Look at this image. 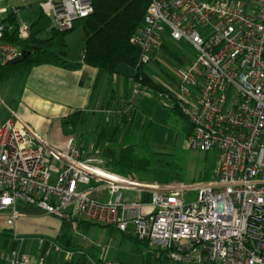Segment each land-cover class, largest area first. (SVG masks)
Here are the masks:
<instances>
[{"label":"built area","instance_id":"1","mask_svg":"<svg viewBox=\"0 0 264 264\" xmlns=\"http://www.w3.org/2000/svg\"><path fill=\"white\" fill-rule=\"evenodd\" d=\"M7 2L0 0V68L22 54L7 41ZM40 6L59 32L72 31L94 12L91 0ZM206 29L212 34L202 37ZM29 36L30 26L19 25V39ZM132 43L140 49L136 68H149L165 90L156 94L135 75L132 105L138 96L169 111L176 105L189 125L190 150L217 154L211 179L162 184L105 170L107 176L98 175L74 138L59 151L10 111L0 122L1 230H13L25 216L22 201L59 220L66 216L146 242L175 264H264V0H152ZM179 43L192 46L196 58ZM61 253V264H123L44 237L35 238L34 254L1 252L0 260L58 264L53 256Z\"/></svg>","mask_w":264,"mask_h":264},{"label":"trees","instance_id":"2","mask_svg":"<svg viewBox=\"0 0 264 264\" xmlns=\"http://www.w3.org/2000/svg\"><path fill=\"white\" fill-rule=\"evenodd\" d=\"M211 1V0H207ZM94 12L88 18L75 22L73 30L81 29L84 33L85 54L83 65L97 71L93 85L92 112L77 111L66 119L65 126L72 129L71 135L76 138V144L85 152L84 158L100 156L105 162V170L120 176L134 174L147 176L148 180L167 184L175 181L186 182V165L172 149L164 151L151 143L152 123L132 105L129 95L120 97L118 91L111 85L119 76L116 70L119 65L126 64L136 68L140 58V49L132 43V38L142 27L152 0H91ZM8 28L7 41L20 48L21 53H32L31 57L20 63H11L0 68V85L14 77L28 74L32 68L39 65H61L76 68L80 64L67 62L68 45L66 37L70 32H59L52 27V22L45 15L30 27L27 40L18 37L19 24L14 15L4 21ZM173 59L178 60L179 54L174 49L164 48ZM137 69V68H136ZM141 79L143 85L153 89L158 94L164 88L156 84L144 68L137 69L134 81ZM129 79H125L126 86ZM133 81V80H131ZM112 112L109 122L91 127L94 114ZM172 115L187 120L179 108L173 107ZM93 146V152L89 147ZM120 147L116 153V148ZM163 149V150H160ZM209 154V153H207ZM211 175L205 174L200 181H208ZM75 222L72 218L62 219V232L56 238L65 249L73 248L71 228ZM77 222V221H76ZM89 228L90 224L79 223ZM136 246L141 256L142 264H175L167 256L168 252L153 251L148 243L135 238L123 236Z\"/></svg>","mask_w":264,"mask_h":264},{"label":"crops","instance_id":"3","mask_svg":"<svg viewBox=\"0 0 264 264\" xmlns=\"http://www.w3.org/2000/svg\"><path fill=\"white\" fill-rule=\"evenodd\" d=\"M47 1L51 0H8L5 5L8 9L6 19L11 14L17 18L19 25L31 27L42 14L44 15L40 5ZM74 35L81 41L77 43V51H72L76 49L71 40ZM66 43L68 45L67 62L71 65H81L86 49L83 31L79 29L70 31L66 37ZM96 76L95 69L83 64L76 68L52 64L36 66L28 74L14 77L0 85V100L5 110L4 115L0 114V122L12 111L40 138L48 141L57 150L65 152L68 150L69 139L76 140L71 135L72 129L65 126L66 119L77 111L92 112L95 102L92 99L93 85ZM129 80L127 87L125 79L119 77L111 87L118 91L120 97L127 93L131 98L133 81ZM133 104L152 123L151 143L154 146L174 143V133L170 127L172 113L169 110L162 107L157 100L144 96L134 97ZM127 196L132 199L136 197L135 194H127ZM18 206L25 216L17 222L13 230H1L0 226V253L20 251L28 254L34 251L35 238L38 236L56 240L61 234L62 220L46 215L36 208L28 207L22 201L18 202ZM86 229L79 223H73L72 243H74L73 235L75 233L83 235ZM20 239L23 240L22 243L18 242ZM25 239L32 242L28 250L22 249ZM82 240L85 242V237ZM74 248L78 246L73 244L71 249ZM63 260L58 258L54 260V263L61 264ZM0 264L5 263L0 260Z\"/></svg>","mask_w":264,"mask_h":264},{"label":"rangeland","instance_id":"4","mask_svg":"<svg viewBox=\"0 0 264 264\" xmlns=\"http://www.w3.org/2000/svg\"><path fill=\"white\" fill-rule=\"evenodd\" d=\"M76 29L75 31H77ZM81 30V29H79ZM212 29H206L201 31L202 37L211 36ZM71 40L74 42L73 47L76 48L72 51H77V43H81L76 35H74ZM181 50L184 54L189 58H196V52L192 46L187 43H179ZM75 53V52H74ZM76 54V53H75ZM146 71L152 76L151 70L146 68ZM156 77H160L159 73L154 72ZM7 83V82H5ZM4 105H2L0 100V114L4 115ZM95 116L92 119L91 127L87 130V133H91L94 131L95 127L102 125L104 122H109L111 119V115L107 112L94 114ZM171 130L174 133L175 140L170 145L159 146L157 148H163L164 151L172 149L175 145L176 149L172 152L175 153L179 158H182L186 165V182L185 183H195L199 182L201 178L204 177L205 174H209L212 176L213 171L216 167L217 162V154L216 152H210L209 154L194 152L190 150L188 145L187 136L189 133V125L184 121V119L179 118L178 116L172 115L171 117ZM185 131L186 134H185ZM120 147L116 148V153L119 152ZM160 149V150H163ZM166 149V150H165ZM94 150V149H93ZM93 152V151H92ZM90 160L93 162L92 165L98 167L100 170H105L106 162L100 156H90ZM106 171V170H105ZM131 176H136L138 178H144L147 182H155L148 180L147 176L134 174ZM130 177V176H128ZM180 182V181H178ZM59 220V219H57ZM115 230L108 228H101L99 226H90L86 230L83 231V235L79 233H75L73 235V244L77 245L79 248L89 252L91 255L95 257L104 256L110 261H115L123 264H142V259L136 246H134L131 242L126 240L123 235L118 233ZM42 237V236H38ZM37 237V238H38ZM46 239L53 240L50 237L43 236ZM85 237V242L82 238ZM26 240V239H25ZM29 240V239H28ZM32 242L27 241L23 243L22 249L28 250L32 245ZM34 254V251L28 253V255ZM63 256V257H62ZM58 258L64 259L65 256L63 253L57 254L54 257V260ZM35 263V261H33Z\"/></svg>","mask_w":264,"mask_h":264},{"label":"water","instance_id":"5","mask_svg":"<svg viewBox=\"0 0 264 264\" xmlns=\"http://www.w3.org/2000/svg\"><path fill=\"white\" fill-rule=\"evenodd\" d=\"M32 53H22L21 56L14 62V63H20L24 60H27L29 57H31ZM116 74L123 78V79H134L136 72L133 68L127 66L126 64H121L118 66L116 70Z\"/></svg>","mask_w":264,"mask_h":264},{"label":"bare ground","instance_id":"6","mask_svg":"<svg viewBox=\"0 0 264 264\" xmlns=\"http://www.w3.org/2000/svg\"><path fill=\"white\" fill-rule=\"evenodd\" d=\"M98 175H102V176H107L108 174L102 172L101 170H96V172Z\"/></svg>","mask_w":264,"mask_h":264}]
</instances>
